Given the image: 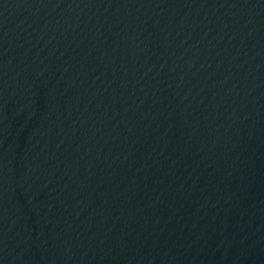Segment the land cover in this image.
<instances>
[{"label": "water", "instance_id": "water-1", "mask_svg": "<svg viewBox=\"0 0 264 264\" xmlns=\"http://www.w3.org/2000/svg\"><path fill=\"white\" fill-rule=\"evenodd\" d=\"M0 264H264V0H0Z\"/></svg>", "mask_w": 264, "mask_h": 264}]
</instances>
